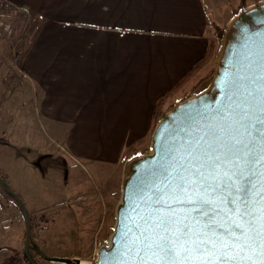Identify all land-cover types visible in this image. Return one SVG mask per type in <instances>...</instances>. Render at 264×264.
Wrapping results in <instances>:
<instances>
[{
  "label": "crops",
  "instance_id": "1",
  "mask_svg": "<svg viewBox=\"0 0 264 264\" xmlns=\"http://www.w3.org/2000/svg\"><path fill=\"white\" fill-rule=\"evenodd\" d=\"M12 1L33 21L16 53L7 51L0 64V139L7 141L0 145V172L30 216L53 212L39 207L33 190L43 164L64 172L71 161L97 178L109 173V195L119 191L124 161L148 148L156 102L204 56L213 28L225 26L241 2ZM208 70L173 92L165 111ZM24 236L18 206L0 191V260L20 250Z\"/></svg>",
  "mask_w": 264,
  "mask_h": 264
},
{
  "label": "snow or ice",
  "instance_id": "2",
  "mask_svg": "<svg viewBox=\"0 0 264 264\" xmlns=\"http://www.w3.org/2000/svg\"><path fill=\"white\" fill-rule=\"evenodd\" d=\"M133 201L114 264H264V62Z\"/></svg>",
  "mask_w": 264,
  "mask_h": 264
},
{
  "label": "water",
  "instance_id": "3",
  "mask_svg": "<svg viewBox=\"0 0 264 264\" xmlns=\"http://www.w3.org/2000/svg\"><path fill=\"white\" fill-rule=\"evenodd\" d=\"M264 62V0L245 5L241 0L239 10L225 24L219 46L213 59L212 77L199 93L174 103L154 125L149 145L145 152L135 153L122 166L120 196L115 206V222L108 242L96 251L91 264H114L118 255L115 238L124 230V221L131 214L133 201L142 191L165 180L170 153L190 133L207 125L219 123L228 105V96L240 89V75H247L248 65L257 70ZM0 189L10 197L21 213L25 236L22 257L26 264H40L37 255L45 261L61 264H81L77 258L47 257L33 242L30 229V214L20 196L0 176Z\"/></svg>",
  "mask_w": 264,
  "mask_h": 264
},
{
  "label": "rangeland",
  "instance_id": "4",
  "mask_svg": "<svg viewBox=\"0 0 264 264\" xmlns=\"http://www.w3.org/2000/svg\"><path fill=\"white\" fill-rule=\"evenodd\" d=\"M254 3L256 2L245 0V5ZM239 8L234 12L236 13ZM219 29H224V25ZM22 38H20V42ZM2 45L5 46L6 43ZM7 55V50L0 48V64H2L1 61L8 58ZM44 140L45 146L46 139ZM49 145L52 146L51 143H48V147ZM40 161H46L45 157H42ZM44 165L43 167L39 166L37 171L39 175L36 172V183L33 190L36 198L39 201L42 200L39 207H49L47 209H51L53 212H45V216H49L48 221L44 215L35 216L41 217L43 221H37L34 224V229L31 231L32 240L47 257L77 258L82 264H91L96 257L97 249L108 242L112 233L115 222V206L119 200L120 189L109 195L112 188L110 184L114 182L111 174L105 173L97 178L91 170L86 167L87 172L76 162H67L64 172L63 170L54 171L53 164L51 166L47 164L49 169H46ZM58 165L61 166L60 160ZM38 180H42L40 186ZM46 199L47 201H45ZM62 200L66 202L62 203L63 205H57ZM51 213L55 214L54 225L50 218ZM88 214H93V216ZM43 223H45L41 234L43 238L40 236L37 244L34 237H38ZM21 244L23 246V240ZM10 245L16 246L12 242ZM22 246L20 250L11 249L10 256L14 252L22 256ZM5 260L6 258L0 260V264H4ZM38 260L40 264H61L45 261L39 257Z\"/></svg>",
  "mask_w": 264,
  "mask_h": 264
},
{
  "label": "trees",
  "instance_id": "5",
  "mask_svg": "<svg viewBox=\"0 0 264 264\" xmlns=\"http://www.w3.org/2000/svg\"><path fill=\"white\" fill-rule=\"evenodd\" d=\"M251 1L257 2L258 0H251ZM222 30L223 29H219L218 27L213 28L214 38L209 43L204 56L183 77V79L178 84H176L173 88H171L167 93H165L156 102V104L153 108V116H154V120H155L154 125L156 124L157 120L163 116V114L165 112V109L163 107H164L166 100L169 98V96L172 95V93L175 92L179 87H181L182 85L187 83L190 78L195 77L200 70L204 69L207 66L209 68L208 73L204 77H201L196 81V83L192 86L190 93L186 97L199 93L208 85V83L212 77V69H213L212 63H213L214 56H215L217 49H218V46H219V39H220ZM186 97H184V98H186ZM184 98H182L181 100H183ZM172 106H173V103H170L168 105V107H166V111L171 109ZM0 145H7V141L0 139ZM145 151H146V149L143 152H145ZM0 176L3 179V181L8 185V179H7L6 175H4L3 173L0 172ZM5 197L9 198L6 195H5ZM37 221H43V219L41 217L31 216V218H30V229H31V231L34 229V224ZM23 263L26 264V261L17 252H14V254L7 257L5 262H4V264H23Z\"/></svg>",
  "mask_w": 264,
  "mask_h": 264
},
{
  "label": "built area",
  "instance_id": "6",
  "mask_svg": "<svg viewBox=\"0 0 264 264\" xmlns=\"http://www.w3.org/2000/svg\"><path fill=\"white\" fill-rule=\"evenodd\" d=\"M32 21L27 8L12 0H0V45L6 43L3 48L15 54L20 38L28 35Z\"/></svg>",
  "mask_w": 264,
  "mask_h": 264
},
{
  "label": "flooded vegetation",
  "instance_id": "7",
  "mask_svg": "<svg viewBox=\"0 0 264 264\" xmlns=\"http://www.w3.org/2000/svg\"><path fill=\"white\" fill-rule=\"evenodd\" d=\"M35 258L38 260V256L37 255H35ZM39 261V260H38Z\"/></svg>",
  "mask_w": 264,
  "mask_h": 264
},
{
  "label": "bare ground",
  "instance_id": "8",
  "mask_svg": "<svg viewBox=\"0 0 264 264\" xmlns=\"http://www.w3.org/2000/svg\"><path fill=\"white\" fill-rule=\"evenodd\" d=\"M81 264H82V262H81Z\"/></svg>",
  "mask_w": 264,
  "mask_h": 264
}]
</instances>
